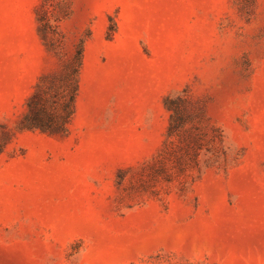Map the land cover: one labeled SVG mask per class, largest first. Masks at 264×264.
Here are the masks:
<instances>
[{"label": "rangeland", "instance_id": "obj_1", "mask_svg": "<svg viewBox=\"0 0 264 264\" xmlns=\"http://www.w3.org/2000/svg\"><path fill=\"white\" fill-rule=\"evenodd\" d=\"M0 264H264V0H0Z\"/></svg>", "mask_w": 264, "mask_h": 264}, {"label": "trees", "instance_id": "obj_2", "mask_svg": "<svg viewBox=\"0 0 264 264\" xmlns=\"http://www.w3.org/2000/svg\"><path fill=\"white\" fill-rule=\"evenodd\" d=\"M82 58V45L65 67L64 89L61 93L49 92L42 84L35 86L34 92L26 101V111L21 119L20 128L39 130L49 134L66 131L74 114V101L78 86V71Z\"/></svg>", "mask_w": 264, "mask_h": 264}]
</instances>
